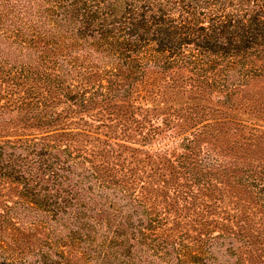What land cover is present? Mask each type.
<instances>
[{
    "label": "trees",
    "instance_id": "1",
    "mask_svg": "<svg viewBox=\"0 0 264 264\" xmlns=\"http://www.w3.org/2000/svg\"><path fill=\"white\" fill-rule=\"evenodd\" d=\"M263 82L264 0H0V264H264Z\"/></svg>",
    "mask_w": 264,
    "mask_h": 264
},
{
    "label": "rangeland",
    "instance_id": "2",
    "mask_svg": "<svg viewBox=\"0 0 264 264\" xmlns=\"http://www.w3.org/2000/svg\"><path fill=\"white\" fill-rule=\"evenodd\" d=\"M258 90L260 91V93H263L264 92V82L263 83H260L258 85ZM260 126H263L264 127V122L263 121H260ZM12 196V194H10ZM6 199H10V198H6Z\"/></svg>",
    "mask_w": 264,
    "mask_h": 264
}]
</instances>
